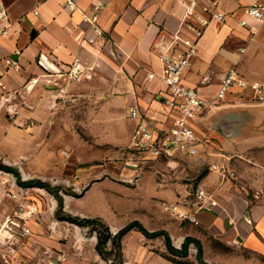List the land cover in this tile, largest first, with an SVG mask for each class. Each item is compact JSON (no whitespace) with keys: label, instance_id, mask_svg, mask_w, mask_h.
<instances>
[{"label":"crops","instance_id":"1","mask_svg":"<svg viewBox=\"0 0 264 264\" xmlns=\"http://www.w3.org/2000/svg\"><path fill=\"white\" fill-rule=\"evenodd\" d=\"M3 1L13 26L0 38V86L13 93L22 83H33L25 116L40 117L44 124L68 96L82 99L77 103L80 122L98 146L126 147L136 123L127 116L131 106L157 127L171 125L176 111L166 103L161 55L196 42L197 54L182 79L206 101L190 121L200 143L195 156L179 154L170 164L198 176L190 183L184 179L182 186L174 178L154 179L165 198L162 209L173 216L165 205L190 197L189 185L204 189L207 202L198 213L199 224L179 220L183 227L163 225L162 230L176 238L175 244L186 236L198 241L202 259L213 240L233 249L232 255H217L219 264H264V102L256 100L252 86L264 84V22L244 13L264 0H74V8L66 0ZM191 2L198 14L221 12L225 20L212 21L196 37L182 24ZM94 15L101 35L84 20ZM76 58L78 73L71 76ZM229 69L249 84H233L216 101L221 76ZM54 72L62 88L40 92L39 83ZM51 97L57 99L46 100Z\"/></svg>","mask_w":264,"mask_h":264},{"label":"rangeland","instance_id":"2","mask_svg":"<svg viewBox=\"0 0 264 264\" xmlns=\"http://www.w3.org/2000/svg\"><path fill=\"white\" fill-rule=\"evenodd\" d=\"M56 74L47 73L39 83L40 92L62 88ZM28 83L13 93L0 86L1 264H219L218 254H233L232 248L209 240L201 263L194 243H189L188 255L179 256L167 249L164 236L147 237L136 226L113 243L112 236L131 222L149 232L162 230L163 225L183 227L179 219L162 209L165 198L156 179L174 178L182 186L184 179L194 182L198 173L170 164L166 158L138 163L126 147L95 145L90 130L80 122L83 114L77 103L82 99L68 96L60 106H54L48 124L40 117H26L29 107L25 97L33 89V83ZM32 180L48 183L53 192L29 185ZM189 187L195 192L194 184ZM68 217L97 223L85 226ZM9 219L28 227L30 233L23 236L15 228L16 252L3 258L1 254L9 245L5 239L10 235ZM186 237L179 244L171 238L172 245L180 249ZM103 238L106 240L99 249Z\"/></svg>","mask_w":264,"mask_h":264},{"label":"built area","instance_id":"3","mask_svg":"<svg viewBox=\"0 0 264 264\" xmlns=\"http://www.w3.org/2000/svg\"><path fill=\"white\" fill-rule=\"evenodd\" d=\"M66 5L70 8L76 6L74 0H66ZM246 17L255 19L257 22H264V2H255L244 9ZM84 20L95 24L94 31L97 35L103 33V29L97 24V16L85 17ZM224 14L214 12L207 15L198 14L195 10V3L188 5L187 11L183 19V27L195 34L196 37L202 35L206 27L212 21L223 22ZM241 25H247L244 18L240 21ZM13 21L9 18L7 6L3 0H0V38L7 37L11 33ZM91 42L92 40H87ZM186 47L180 51H167L161 55L164 65L163 80L166 86L168 100L166 101L170 109L176 111V116L171 120V125L167 128L157 127L149 122L145 115L131 106L127 109V116L136 121L134 129L131 133L129 143L126 150L131 159L138 163H148L160 158L171 159L176 155L184 154L187 156H195L198 150L200 139L194 133L190 121L197 113L206 105L197 90L188 86L183 82L182 75L184 70L191 64L192 58L197 54V46L195 41H186ZM69 68V75H76L78 69L76 62ZM7 63L13 64L10 59ZM16 68V67H15ZM149 77H153L150 74ZM238 87H246L249 83L238 78L234 69L225 71L220 79V87L216 93L215 100H222L229 88L233 85ZM254 88L255 98L257 101L264 102V84L255 82L252 84ZM132 163V161H130ZM207 195L204 189L197 188L190 197L184 198L182 201L165 205V208L171 210L177 219L192 224H199L198 213L205 206ZM11 228L8 229L9 236L5 237L9 243L6 253L1 254L3 258L13 254L17 237L13 230L20 229V234L25 236L30 233L28 227H22L19 222L9 219ZM7 232V231H6Z\"/></svg>","mask_w":264,"mask_h":264},{"label":"trees","instance_id":"4","mask_svg":"<svg viewBox=\"0 0 264 264\" xmlns=\"http://www.w3.org/2000/svg\"><path fill=\"white\" fill-rule=\"evenodd\" d=\"M29 185L31 186H39V187H45L47 190L52 191L53 189H51L50 185L48 183H44L41 182L39 180H32V181H28ZM53 192V191H52ZM62 202L59 201V206H61ZM69 221L75 222V223H79V224H83L85 226L97 223V221H95L94 219H89V218H76V217H68L66 218ZM99 224V223H98ZM105 226V225H104ZM134 226H136L139 231L141 233H143L145 236L147 237H153V236H157V235H162L164 236L165 239V245L167 247V249L176 255L179 256H185L187 254L188 251V246L190 242H194L196 244L197 247V258L198 260L203 263L202 260V249H201V245L198 241H196L193 238L190 237H186L185 240L182 243V246L180 249H176L175 247H173L170 236L168 234V232H166L165 230H158V231H153V232H149L147 229H145L141 224H139L138 222H131L128 225L124 226L123 228H121L118 232H116L112 238L111 241L113 243H116L117 241H119L121 239V237L127 232L129 231L131 228H133ZM104 228L107 229V227L105 226ZM106 240V238L101 239V241L99 242V249H100V245L102 243H104Z\"/></svg>","mask_w":264,"mask_h":264},{"label":"water","instance_id":"5","mask_svg":"<svg viewBox=\"0 0 264 264\" xmlns=\"http://www.w3.org/2000/svg\"><path fill=\"white\" fill-rule=\"evenodd\" d=\"M133 166V165H132Z\"/></svg>","mask_w":264,"mask_h":264}]
</instances>
